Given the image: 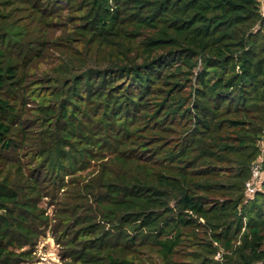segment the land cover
Segmentation results:
<instances>
[{
    "label": "trees",
    "instance_id": "obj_1",
    "mask_svg": "<svg viewBox=\"0 0 264 264\" xmlns=\"http://www.w3.org/2000/svg\"><path fill=\"white\" fill-rule=\"evenodd\" d=\"M11 1L36 13L39 42L14 26L1 36L0 264L31 259L43 212V169L15 184L27 100L29 117L64 121L84 169L97 145L115 159L94 176L96 211L69 204L54 227L61 264H141L116 256L136 238L105 230L101 213L153 232L165 262L186 241L174 264H264V183L245 193L264 140L261 0ZM34 68L45 75L30 80Z\"/></svg>",
    "mask_w": 264,
    "mask_h": 264
},
{
    "label": "rangeland",
    "instance_id": "obj_2",
    "mask_svg": "<svg viewBox=\"0 0 264 264\" xmlns=\"http://www.w3.org/2000/svg\"><path fill=\"white\" fill-rule=\"evenodd\" d=\"M36 21V13L29 10L26 5L19 6L11 0H0V48L2 34L13 26L21 32L20 36L25 38V42L28 39H37L39 42V35L35 34L37 30ZM60 58V53L57 50H50L49 62L54 64ZM66 62H69L68 57H66ZM85 62L89 63L90 60L84 59L82 61L83 64ZM51 63L49 66L52 67ZM44 75L43 69L34 68L29 79L38 80ZM30 105L29 100H27L24 116V140L18 142L21 146L17 152L19 159L13 162L16 164L13 168L20 167L23 169V172L15 177V184H25V178L35 166L42 168L47 177L45 183L39 188V206L43 209L38 219L39 233L33 243L24 248L30 249L32 254L31 259L22 264H61L63 249L60 243L56 241L54 227L64 219L63 212L69 204L79 211H96L97 207L94 200L98 185H93V182L96 181L94 176L100 169L110 166L115 159L110 157L108 150L97 145L93 150L95 157L90 167L84 169L81 145L78 143L79 141L66 136L64 121L55 117L50 123L47 117L43 115L29 117L28 108ZM30 152L38 154V156L27 158L26 154ZM97 156L102 158H97ZM120 162L123 170L131 165L130 159ZM11 164L12 162L10 166ZM58 168L66 169L63 183L59 182L58 177H53L52 173L49 172V170L53 171ZM25 193L27 191H24ZM105 216L104 213L98 215L101 220L100 223L106 226L105 230L113 233H117L116 230H121L123 234L128 232L130 237L136 238L130 247L126 248L119 245L118 248L114 249L116 256L123 257V254H132L141 264H174L178 261L179 256H181L180 260H185L182 254L187 253L186 241L180 244V252L174 255L171 260L173 262H165L157 253L156 238L153 232H150L149 238L145 240L140 235L141 233L136 237V231L133 228H128L124 223L116 222L119 225L115 224L113 227L111 223L105 221L103 218ZM185 228H190V226ZM217 258H220V253Z\"/></svg>",
    "mask_w": 264,
    "mask_h": 264
},
{
    "label": "built area",
    "instance_id": "obj_3",
    "mask_svg": "<svg viewBox=\"0 0 264 264\" xmlns=\"http://www.w3.org/2000/svg\"><path fill=\"white\" fill-rule=\"evenodd\" d=\"M264 3V0H261ZM264 7V6H263ZM264 13V10H263ZM252 176L245 183V193L249 198H253L256 191L264 183V145L262 147V153L258 160H256L251 167Z\"/></svg>",
    "mask_w": 264,
    "mask_h": 264
},
{
    "label": "crops",
    "instance_id": "obj_4",
    "mask_svg": "<svg viewBox=\"0 0 264 264\" xmlns=\"http://www.w3.org/2000/svg\"><path fill=\"white\" fill-rule=\"evenodd\" d=\"M263 4V6H264V3H262Z\"/></svg>",
    "mask_w": 264,
    "mask_h": 264
},
{
    "label": "clouds",
    "instance_id": "obj_5",
    "mask_svg": "<svg viewBox=\"0 0 264 264\" xmlns=\"http://www.w3.org/2000/svg\"><path fill=\"white\" fill-rule=\"evenodd\" d=\"M262 2V1H261ZM262 6H263V4H262Z\"/></svg>",
    "mask_w": 264,
    "mask_h": 264
}]
</instances>
